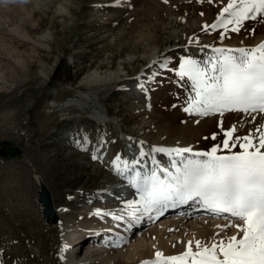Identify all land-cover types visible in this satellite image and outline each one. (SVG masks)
I'll list each match as a JSON object with an SVG mask.
<instances>
[{
	"label": "rangeland",
	"instance_id": "obj_1",
	"mask_svg": "<svg viewBox=\"0 0 264 264\" xmlns=\"http://www.w3.org/2000/svg\"><path fill=\"white\" fill-rule=\"evenodd\" d=\"M25 1L26 10L20 13L35 10V25L26 23L18 32L12 29L20 22L17 18L0 31V42L32 57L28 70L19 78L7 75L0 90V139L23 151L21 158H0V264H64V228L90 229L89 224L97 223L92 215L96 202L109 198L124 180L113 168L118 155L129 162L140 160L143 147L147 155L139 162L141 169H152L153 157L168 167L171 158L152 148L182 149L185 138L193 152H203L222 147L224 131L233 125L234 136L254 131L251 117L242 113H186L190 81L177 72L184 59L214 58V48L255 47L253 41H264V22L246 21L239 33L228 31L221 40L223 29L205 31L204 26L216 22L228 0H120L119 6H113L114 0ZM23 32L38 40L47 36L49 48L32 51L33 41ZM59 65L63 80H52ZM96 75L110 79L93 81ZM140 85L146 96L137 92ZM256 122L264 119L257 116ZM35 174L62 209L61 223L52 229L45 226L36 201ZM92 242L97 240L80 245L85 249ZM143 260L152 259L124 264Z\"/></svg>",
	"mask_w": 264,
	"mask_h": 264
},
{
	"label": "snow or ice",
	"instance_id": "obj_2",
	"mask_svg": "<svg viewBox=\"0 0 264 264\" xmlns=\"http://www.w3.org/2000/svg\"><path fill=\"white\" fill-rule=\"evenodd\" d=\"M119 4L120 0H114L113 6ZM246 21L264 22V0H228L216 22L205 25L204 30L223 29V40L228 31L239 33ZM213 52L217 55L203 62L188 58L180 63L177 75L181 79L186 77L191 86L183 110L199 117L237 112L250 116L251 123L256 122L257 116L264 119V41L252 48H214ZM163 66H167V61ZM236 131L235 125L224 131L222 147L216 145L209 151L152 148L153 153L171 158L170 167H161L153 157L154 167L150 171L137 170L140 160L147 155L143 147L140 160L129 162L119 155L115 158L114 170L127 179L138 197L124 206L125 210L131 209L127 213L129 230L144 217L158 219L168 207L189 202L228 221L217 226L219 231L210 242L195 239V251L190 240L180 255L166 257L156 251L154 259L141 264H264V123L244 136H234ZM215 138L213 134L212 139ZM237 146L240 150L234 152ZM222 150L226 154H218ZM98 158L92 156L94 160ZM96 215L124 219L123 215L111 212L97 211ZM228 228H235L237 234L217 241L215 237Z\"/></svg>",
	"mask_w": 264,
	"mask_h": 264
},
{
	"label": "bare ground",
	"instance_id": "obj_3",
	"mask_svg": "<svg viewBox=\"0 0 264 264\" xmlns=\"http://www.w3.org/2000/svg\"><path fill=\"white\" fill-rule=\"evenodd\" d=\"M26 6L25 0H0V31L6 27H10L17 18H19L20 22L12 28L13 30L19 32L26 23H32L34 26L37 22L36 20V22L33 21L35 10L30 9L31 11H27L23 15L20 13L26 10ZM21 35L25 39L33 41L31 47L32 51L38 50L40 47L49 48V39L47 36L38 40L30 36L28 32H23ZM259 38L253 41L257 45L262 42V38ZM31 58L30 54L28 55L26 51L25 53L21 52L5 41L0 42V90L5 88V84L8 81L6 79L7 75L12 78H19L22 72L28 70ZM41 76L47 80V73L42 72ZM119 77L120 75L117 74L116 78ZM108 79H110L108 75L104 77L96 75V77H93V81L100 80L102 82ZM13 85L14 83H11L9 87ZM136 89L142 97L148 94L146 87L143 85H140ZM99 114L104 121L107 120L105 114L101 112H99ZM245 118H250V116H245ZM246 123L247 122H239L240 126ZM260 123L264 122H255L251 124L250 128L255 129ZM215 127L216 126H213L212 128ZM248 131L249 128L245 130L246 133H248ZM161 138L165 142L169 139L164 136H161ZM176 142L178 143L179 140ZM182 142H184V147H189V144H191L190 141L185 138L182 139ZM140 167L142 166H137V170L140 169V171L144 172V169ZM168 167H170V164ZM145 171L147 172L148 170ZM113 189H116L117 193L119 192L120 195L116 193L117 195H110L109 198L106 197L105 201L96 202V210L92 215L97 223L94 221L93 224H89L91 226L90 229L83 228L76 231L70 229L68 231V228L63 227L64 231L67 230L68 232V234L65 235L66 251L62 256L64 264H124L128 261H135L142 258L154 259L156 251L162 252L166 257L180 255L186 250L188 241H193V251H195V239L210 242L214 234L219 231L217 226H224L228 223L226 219L213 217L200 205L189 202L175 207H168L158 219L144 217L139 224L133 225L129 230L130 217L127 213L130 212L131 209L125 210L124 205H122L124 200H119L123 197L122 189L125 190V188L118 185L114 186ZM127 196L130 198L128 201L138 199L133 188L127 192ZM61 210H58L60 215L62 212ZM97 211L101 213L111 212L117 216L123 215L124 219L115 220L112 216L96 215ZM137 215H139V213H137ZM169 229L173 231H169ZM236 234L235 228H228L215 238L219 241L220 239H227ZM98 237L100 238L98 239ZM89 238L95 241L97 240V242H92L83 249L80 244L84 243V241L86 244ZM74 240H78L75 241L77 245L72 247L71 244ZM123 240H127L128 242L123 243ZM116 243H120L121 246L115 247L114 245ZM173 245H175V247H173ZM72 248L75 250H72Z\"/></svg>",
	"mask_w": 264,
	"mask_h": 264
},
{
	"label": "water",
	"instance_id": "obj_4",
	"mask_svg": "<svg viewBox=\"0 0 264 264\" xmlns=\"http://www.w3.org/2000/svg\"><path fill=\"white\" fill-rule=\"evenodd\" d=\"M22 153V149L18 145H15L11 140L0 139L1 159L10 160L13 158H21ZM34 180L37 183L36 191L38 197L36 201L40 204L45 226L48 229H52L61 223V215L55 206L51 190L45 183L44 179L40 175L35 174Z\"/></svg>",
	"mask_w": 264,
	"mask_h": 264
},
{
	"label": "trees",
	"instance_id": "obj_5",
	"mask_svg": "<svg viewBox=\"0 0 264 264\" xmlns=\"http://www.w3.org/2000/svg\"><path fill=\"white\" fill-rule=\"evenodd\" d=\"M62 74H63V69H62V66L59 65L58 67H56V69L54 71V75L52 77V80L62 81L63 80Z\"/></svg>",
	"mask_w": 264,
	"mask_h": 264
}]
</instances>
